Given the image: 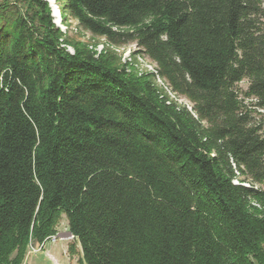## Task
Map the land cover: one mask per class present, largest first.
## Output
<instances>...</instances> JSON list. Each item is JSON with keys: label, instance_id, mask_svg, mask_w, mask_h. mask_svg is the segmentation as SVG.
Masks as SVG:
<instances>
[{"label": "trees", "instance_id": "trees-1", "mask_svg": "<svg viewBox=\"0 0 264 264\" xmlns=\"http://www.w3.org/2000/svg\"><path fill=\"white\" fill-rule=\"evenodd\" d=\"M55 1L0 0V264L63 214L81 264H264V0Z\"/></svg>", "mask_w": 264, "mask_h": 264}, {"label": "rangeland", "instance_id": "rangeland-1", "mask_svg": "<svg viewBox=\"0 0 264 264\" xmlns=\"http://www.w3.org/2000/svg\"><path fill=\"white\" fill-rule=\"evenodd\" d=\"M47 1L52 8L55 23L63 31H66V26L63 25L61 21V16L56 1L55 0H47ZM73 30L76 31L75 25H73ZM87 36H89V33L87 34ZM101 49H102V45H99L98 50ZM69 50H72V48H69ZM136 50L137 47L135 45L125 48L124 58H126V60H129L133 52ZM138 58L142 64L144 65L146 64L145 66L149 70L153 69V66L149 64L144 57L138 56ZM241 85L244 88H246L247 86L246 82H243ZM67 229H68L67 217L65 214H63V220L61 221V225L58 227L59 232L57 235L59 236L61 232H67L66 231ZM64 239L65 238L54 240L53 237L40 246L33 243L30 244L29 250L27 252L23 264H81L80 262L81 254L80 252H78V248H79L78 245L76 244L77 252L71 254L69 251V246L74 242L76 243L75 239H68V240H64Z\"/></svg>", "mask_w": 264, "mask_h": 264}, {"label": "built area", "instance_id": "built-area-1", "mask_svg": "<svg viewBox=\"0 0 264 264\" xmlns=\"http://www.w3.org/2000/svg\"><path fill=\"white\" fill-rule=\"evenodd\" d=\"M66 231H67V232H61V234H63V236H65V239H64V240L74 239L73 234H72L70 231H68V230H66ZM61 234H59V236H58V235L55 236V237H54V240H55V239H62L63 237L61 236Z\"/></svg>", "mask_w": 264, "mask_h": 264}, {"label": "bare ground", "instance_id": "bare-ground-1", "mask_svg": "<svg viewBox=\"0 0 264 264\" xmlns=\"http://www.w3.org/2000/svg\"><path fill=\"white\" fill-rule=\"evenodd\" d=\"M61 236H62L63 238H65V236H63V234H61Z\"/></svg>", "mask_w": 264, "mask_h": 264}]
</instances>
